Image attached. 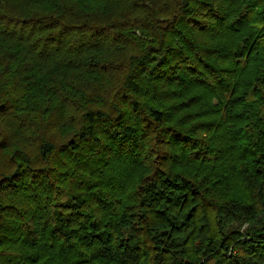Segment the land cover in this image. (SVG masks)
<instances>
[{
	"label": "trees",
	"instance_id": "trees-1",
	"mask_svg": "<svg viewBox=\"0 0 264 264\" xmlns=\"http://www.w3.org/2000/svg\"><path fill=\"white\" fill-rule=\"evenodd\" d=\"M0 264H264V0H0Z\"/></svg>",
	"mask_w": 264,
	"mask_h": 264
}]
</instances>
